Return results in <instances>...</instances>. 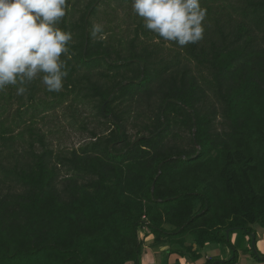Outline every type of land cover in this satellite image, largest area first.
Masks as SVG:
<instances>
[{
  "label": "trees",
  "instance_id": "obj_1",
  "mask_svg": "<svg viewBox=\"0 0 264 264\" xmlns=\"http://www.w3.org/2000/svg\"><path fill=\"white\" fill-rule=\"evenodd\" d=\"M201 4L204 37L180 47L131 0H68L63 89L0 91V264H142L145 229L195 262L186 237L236 250L264 227V0ZM63 106L89 133L77 149L37 126Z\"/></svg>",
  "mask_w": 264,
  "mask_h": 264
},
{
  "label": "clouds",
  "instance_id": "obj_2",
  "mask_svg": "<svg viewBox=\"0 0 264 264\" xmlns=\"http://www.w3.org/2000/svg\"><path fill=\"white\" fill-rule=\"evenodd\" d=\"M133 12L158 38L180 47L204 37L207 10L201 0H131ZM68 0H0V91L8 86L24 95L27 85L41 79L49 92L64 87L70 58L71 31L59 22ZM103 34L94 24L92 35Z\"/></svg>",
  "mask_w": 264,
  "mask_h": 264
},
{
  "label": "rangeland",
  "instance_id": "obj_3",
  "mask_svg": "<svg viewBox=\"0 0 264 264\" xmlns=\"http://www.w3.org/2000/svg\"><path fill=\"white\" fill-rule=\"evenodd\" d=\"M12 113L15 112L18 108V104L15 103L12 106ZM85 114L83 116H88L86 121L88 122L89 128H96L98 127V119L95 115V110H93L92 106L88 105L85 107ZM44 117V119L40 120L38 123V127H41L43 131H45L48 134L49 142L52 144V146L57 150L58 148L62 149H73V148H79L82 144H84L85 141L89 139V133L82 131L80 129L81 118L77 119V122L74 121L72 114L70 111L66 109L65 106L63 108H57L53 109L51 111L46 112L45 114L41 115V118ZM253 231L256 237V241L258 240H264V227L261 225H255L253 226ZM143 232L140 233L141 237ZM241 236L242 233L238 232ZM243 237V236H242ZM213 248H220L221 245L211 244ZM253 239L252 242H243L236 244V250L239 254L241 248L248 251L246 248L251 247V249L248 251L249 258L245 259V261L241 258H237L236 264H258L263 263L264 261H260L257 258V254L255 253L253 249ZM224 247V246H223ZM222 247V248H223ZM239 247V248H237ZM241 247V248H240ZM256 248L258 251V247L256 244ZM223 250V249H222ZM260 252V251H259ZM262 253V252H260ZM263 254V253H262ZM221 260V255L216 258V261Z\"/></svg>",
  "mask_w": 264,
  "mask_h": 264
},
{
  "label": "crops",
  "instance_id": "obj_4",
  "mask_svg": "<svg viewBox=\"0 0 264 264\" xmlns=\"http://www.w3.org/2000/svg\"><path fill=\"white\" fill-rule=\"evenodd\" d=\"M142 232L144 244L141 257L142 264H209L213 262H215V264H224L225 261H228L234 256L235 251L237 252V250H234L233 247L228 245H221L220 248H213L211 247V244H207L203 248H198L190 237H186V245L193 246L194 250L198 249L200 254L199 259L194 262L188 259L187 256H182L181 253H176L175 249L177 250L179 247L172 244L173 238L162 239L161 242L156 243L155 237L151 235L147 229L143 230ZM242 236L238 232L231 234L230 239L234 247L236 244H238V242H250L249 239L251 236H245L243 234ZM256 244L258 247V251L256 248V253L261 254L259 258L257 255V258L260 261H264V240H257ZM246 249L249 251L251 247H247ZM248 251H246L244 248H241L239 254L238 252L237 254L239 258L245 261V259L249 258L250 256ZM220 255L222 259L216 261V258H218ZM258 264H264V262Z\"/></svg>",
  "mask_w": 264,
  "mask_h": 264
},
{
  "label": "water",
  "instance_id": "obj_5",
  "mask_svg": "<svg viewBox=\"0 0 264 264\" xmlns=\"http://www.w3.org/2000/svg\"><path fill=\"white\" fill-rule=\"evenodd\" d=\"M229 233H230V231H228L227 232V235L229 236ZM251 237H252V239H253V249H254V251H255V253L257 252L256 251V237H255V234H251Z\"/></svg>",
  "mask_w": 264,
  "mask_h": 264
}]
</instances>
